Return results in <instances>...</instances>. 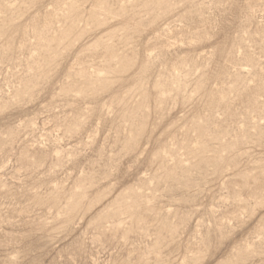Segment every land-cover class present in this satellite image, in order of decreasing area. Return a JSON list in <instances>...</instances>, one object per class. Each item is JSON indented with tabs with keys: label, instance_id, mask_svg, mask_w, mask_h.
Instances as JSON below:
<instances>
[{
	"label": "rangeland",
	"instance_id": "rangeland-1",
	"mask_svg": "<svg viewBox=\"0 0 264 264\" xmlns=\"http://www.w3.org/2000/svg\"><path fill=\"white\" fill-rule=\"evenodd\" d=\"M0 264H264V0H0Z\"/></svg>",
	"mask_w": 264,
	"mask_h": 264
}]
</instances>
